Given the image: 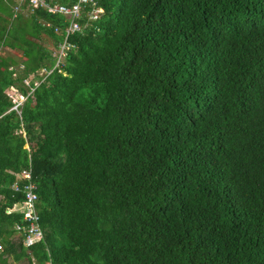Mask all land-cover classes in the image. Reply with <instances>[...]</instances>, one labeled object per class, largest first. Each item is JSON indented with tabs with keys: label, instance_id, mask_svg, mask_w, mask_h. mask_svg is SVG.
<instances>
[{
	"label": "trees",
	"instance_id": "trees-1",
	"mask_svg": "<svg viewBox=\"0 0 264 264\" xmlns=\"http://www.w3.org/2000/svg\"><path fill=\"white\" fill-rule=\"evenodd\" d=\"M95 1L21 114L7 89L70 22L13 0L0 22V264H264V0ZM30 160L33 246L7 213Z\"/></svg>",
	"mask_w": 264,
	"mask_h": 264
},
{
	"label": "built area",
	"instance_id": "built-area-1",
	"mask_svg": "<svg viewBox=\"0 0 264 264\" xmlns=\"http://www.w3.org/2000/svg\"><path fill=\"white\" fill-rule=\"evenodd\" d=\"M17 6L14 7L15 17L17 18L19 14L26 9V11H32L39 9H44L52 15L64 14L67 15V20L70 22L69 27L66 29V36L57 48L54 58H56V67L52 70L43 69L41 75L44 76V80L51 75L56 69H61L65 66L66 60L73 50L67 47V41L69 37L73 36L75 33H81L83 31L82 25L79 23L82 19L83 13L87 6H96L95 0H77L73 5H62L56 3L57 0H14ZM93 21L98 19V14L94 12L90 18ZM46 27L51 28L52 24H45ZM57 33H61V28H56ZM29 84V83H28ZM17 110L18 107H15ZM23 181H28L29 183L23 189L22 186L17 183L15 190L23 192L26 194V201L20 203L16 206L14 210H9L8 213H19L25 216V221L29 224V227H23L21 225L16 226V231L21 234L26 233L25 244L27 246H33L44 240V232L40 225V216L38 211L39 196L37 194V185L32 182V170H24L23 174L19 177ZM22 181V182H23ZM4 251V246L0 243V252Z\"/></svg>",
	"mask_w": 264,
	"mask_h": 264
},
{
	"label": "clouds",
	"instance_id": "clouds-1",
	"mask_svg": "<svg viewBox=\"0 0 264 264\" xmlns=\"http://www.w3.org/2000/svg\"><path fill=\"white\" fill-rule=\"evenodd\" d=\"M14 1V0H13ZM96 2V1H95ZM14 4H15V1H14ZM70 5H73V4H70ZM88 7H93V5H89V6H87L86 7V9L88 8ZM13 8H14V6H13ZM94 8V10L92 11V12H90V15H89V20H88V23L85 25V26H83L82 24V27L84 28L83 29V31L81 32V34H83L84 33V31L85 30H87L90 26H91V23L92 22H96L99 18H100V16L102 15V13H103V10H101V9H99V8H97L96 6H94L93 7ZM85 9V11H84V13H83V16H82V19L81 20H83L84 18H85V14L87 13V10ZM40 10V9H39ZM94 12H96L97 14H98V19L96 20V21H93V20H91L90 18H91V16H92V14L94 13ZM80 20V21H81ZM81 23V22H80ZM69 27V26H68ZM67 27V28H68ZM66 28V29H67ZM61 32H62V30H61ZM76 34V33H75ZM64 35L66 36V30L64 31ZM53 56H54V54H53ZM56 63H57V60H56ZM56 67V65L52 68V69H54ZM44 69H48V68H44ZM52 69H49V70H52ZM61 69H63V68H61ZM42 71H43V69L41 70V72L38 74H32L31 76H29L27 79H25V81H24V83H23V86L27 89V91H28V94H24L23 93V91H22V93H23V96L24 97H27V100H26V102L23 104V102H20V101H16V100H14L13 98H12V96L11 95H9L8 94V92H7V95H8V97H9V99L12 101V103L14 104V106H13V108H11L10 109V111H9V113H11V112H13V111H16V112H18L19 114H21L22 113V108L24 107V105L27 103V101H28V99L31 97H33V93H34V91L39 87V86H41L43 83H44V76H40L41 75V73H42ZM40 78H43L42 80L40 79ZM29 83V84H28ZM15 88V86H13V87H11V88H9V89H14ZM17 88H19V87H17ZM8 90V89H7ZM15 107H18V109L16 110L15 109ZM23 133V135L26 137V133H24V132H22ZM27 149L28 150H30V145H27ZM24 170H32V180H33V166H32V160H30V166H29V168H25ZM23 170V171H24ZM23 171L22 172H20V173H18V174H15L16 175V177H17V179H20L19 177H20V175H22L23 174ZM22 181H17V183H21ZM34 184H36V183H34ZM37 185V184H36ZM38 187V186H37ZM38 190V189H37ZM37 192V191H36ZM39 196V195H38ZM39 202H40V198H39ZM22 203V202H21ZM20 204V203H19ZM19 204H17V205H19ZM16 205V206H17ZM16 206H15V208H16ZM14 208V209H15ZM14 209H8V211L9 210H14ZM8 211H7V213H8ZM15 213V212H14ZM8 214H12V213H8ZM17 226V225H16ZM15 230H16V227H15ZM17 236H22V234H18ZM24 242H25V240H24ZM3 246H4V249H5V245L2 243V242H0ZM3 252V251H2ZM1 253V252H0Z\"/></svg>",
	"mask_w": 264,
	"mask_h": 264
},
{
	"label": "rangeland",
	"instance_id": "rangeland-1",
	"mask_svg": "<svg viewBox=\"0 0 264 264\" xmlns=\"http://www.w3.org/2000/svg\"><path fill=\"white\" fill-rule=\"evenodd\" d=\"M50 50L52 51V53L55 55L57 48L54 47V45H49ZM3 50V49H1ZM0 57H15L18 58V55L14 54L11 50H3V52L0 53ZM42 76V75H40ZM8 94L12 96V98L16 101H20L23 102V104L26 102L27 97L23 96L22 90L20 88L15 87L14 89H8L7 90Z\"/></svg>",
	"mask_w": 264,
	"mask_h": 264
},
{
	"label": "crops",
	"instance_id": "crops-1",
	"mask_svg": "<svg viewBox=\"0 0 264 264\" xmlns=\"http://www.w3.org/2000/svg\"><path fill=\"white\" fill-rule=\"evenodd\" d=\"M9 3V0H5L3 2V0H0V22L2 23H6L8 20H12L10 18V16L8 15V12L10 13L12 10H11V7H10V3ZM52 42H49V45H51ZM3 52V50H0V53ZM14 53V52H13ZM15 54V53H14Z\"/></svg>",
	"mask_w": 264,
	"mask_h": 264
},
{
	"label": "bare ground",
	"instance_id": "bare-ground-1",
	"mask_svg": "<svg viewBox=\"0 0 264 264\" xmlns=\"http://www.w3.org/2000/svg\"><path fill=\"white\" fill-rule=\"evenodd\" d=\"M58 15H61L63 16L66 20H67V15H64V14H58ZM13 19H16V17H13ZM68 21V20H67ZM80 23V22H79ZM81 24V23H80ZM70 39V37H69ZM68 39L67 41V47L70 48V49H73L75 46L70 42V40Z\"/></svg>",
	"mask_w": 264,
	"mask_h": 264
}]
</instances>
